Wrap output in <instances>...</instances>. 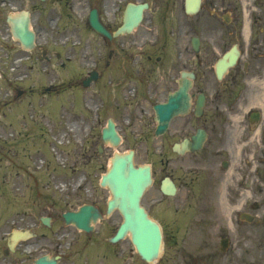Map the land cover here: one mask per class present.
<instances>
[{
  "label": "flooded vegetation",
  "instance_id": "1",
  "mask_svg": "<svg viewBox=\"0 0 264 264\" xmlns=\"http://www.w3.org/2000/svg\"><path fill=\"white\" fill-rule=\"evenodd\" d=\"M171 1L174 6L176 0ZM147 2L149 8L152 4L158 5V12H154L156 23L167 20L169 8L163 6V2ZM93 5L106 28L121 23L124 8L122 0L117 4L111 0H102L99 5L89 3L90 7ZM115 5L114 11H111ZM146 22V25L118 38L98 36L85 44L88 55L84 59L83 74L78 78L82 80L95 72L94 80L83 89L82 95L86 108L83 118L85 171L81 173L87 175L86 182L78 187L71 185L65 192L66 199L49 195L48 198H42L41 203L35 201L29 207V217L26 214L28 207L23 205L20 224L23 228L29 227L34 235L20 240L11 251L8 238L0 229V264H33L34 259L44 256L56 258V264H75L74 258L81 259L92 250L101 251L105 253L104 257L111 256V260L121 264L122 248L105 241L108 234L115 230L120 214L112 211L106 215L109 192L98 182H93L114 150L109 144H104L101 138L102 129L109 119L121 137L117 149H131L134 157L138 158L141 148V157L148 158L153 182L143 197V203L160 224L164 238L180 236L187 209L202 203L215 186L214 182L230 184L229 201L238 203L244 200V204H247L243 195L245 186L249 188L250 182L256 179L252 178L249 167H243L241 161L237 175L234 167L230 168L237 141L233 123L228 119L230 112L235 109L233 104L212 103L201 115L193 113L196 98L202 92V48L188 63L185 39L179 37L182 25L178 31H174L173 38L168 37L165 29L155 39L153 19L147 16ZM2 37L7 43L0 46V124L1 120L5 122L9 117V111L4 108L12 102L11 96H6L12 86V77L20 80L26 74L23 67L26 56L30 59V67L36 66L49 73L46 66L50 63L53 72H66L62 83L53 85L54 90L70 82V77H73L59 54L53 56L52 62L47 60L49 57L43 59L39 56L38 60L36 56L25 54L16 47L8 32ZM191 62L195 75L190 90V109L186 114L173 117L166 131L161 136H155L152 106L165 100L178 87L181 69ZM231 80H234V76ZM13 87L16 89L17 85ZM215 93L224 95V92ZM23 94L25 91L17 88L16 96L20 98ZM247 127L249 134V125ZM200 129L205 132V140L200 148L184 147L183 151L174 148L177 143L181 146L183 141L191 140ZM245 138L246 134L240 133L238 136V140ZM258 179L261 181L260 173ZM163 183L169 184L167 189L170 193L162 191ZM82 204L96 209L102 214V219L86 232L63 226L60 223L61 213ZM37 210L49 216L50 220L42 224V215ZM96 252L94 257L98 261Z\"/></svg>",
  "mask_w": 264,
  "mask_h": 264
},
{
  "label": "rangeland",
  "instance_id": "2",
  "mask_svg": "<svg viewBox=\"0 0 264 264\" xmlns=\"http://www.w3.org/2000/svg\"><path fill=\"white\" fill-rule=\"evenodd\" d=\"M73 1L75 2L74 7L73 9L71 8L69 14L66 7H63L62 4L60 6H52L48 0L45 3H41L38 0H0V24L4 23V17L7 13L20 8L30 9L32 27L38 35L39 42L47 41L45 44L49 54L51 50L58 47L60 39L61 41L65 37L69 38V41L80 39L79 48H74V51H76L74 58L77 61H81L78 58L84 56V50L80 47L83 46L84 40L93 34H89L84 26L83 19L86 15L84 0ZM177 6L178 12L176 15L171 12L168 16H176L178 19L184 20V33L188 45L189 38L194 34L200 37L203 44V89L211 92L213 88L220 87L221 83L215 79L213 72L214 62L222 52L229 48L231 43L238 40L243 43L245 50L241 61L243 62L246 59L245 52L249 51L253 55V68L247 72H243L240 68V80L237 79L236 81L235 92L238 89H242L239 101L246 104V106L251 101H254L256 102L255 108L259 109L262 107L258 103V98L264 92V0H202L199 11L192 16H187L181 9L182 7L179 4ZM224 14L229 19V22L223 21L222 16ZM48 16L54 17V20H45ZM236 16L238 22L234 19ZM247 22L248 24L250 23V28L246 37L242 28ZM167 28H172V24L170 23L168 26L167 23ZM0 39L4 40L3 38ZM65 50H68V48H65ZM229 72L231 71L229 70ZM30 75L32 76H30V79H26L25 84L48 85L49 83L50 75ZM59 77H62L61 74H59ZM225 79L226 76L224 77ZM44 103H46V106L43 111L39 108L33 109V111L35 115L42 112L46 118V120H40L41 123L37 128L39 134L42 133L44 137L43 143L42 140L40 142V153L44 154H40V158L45 157L48 159L46 168H43V181H46L51 172L49 164L54 159L52 160L46 154L45 139L53 141V133L55 134L53 136L65 135V137L72 133L78 134L79 128L75 124L74 128H69V126L64 125V122L54 121L55 117L50 112L53 109L52 98H45ZM33 105L34 107H40V104L37 103ZM57 127H60V129H57ZM235 129L241 130L240 127H235ZM249 135L250 143L248 145L245 144L242 148L241 162L242 166L245 167V164H243L244 158L246 163L248 162L249 172L252 173L251 170L255 164V159L252 158V155H255L260 142L253 141V135ZM60 150L63 155L62 162L66 165L67 148L63 147ZM76 150H78V147ZM247 157L250 162L247 161ZM61 170H64L62 173H67L66 168L57 167L56 174L61 173ZM234 170L237 175V171H240V163L235 164ZM65 176L68 177L67 174ZM12 177L15 179L16 184L20 181L14 175ZM261 189V191L252 190L250 193V195L252 194V200L255 198L259 203V209L254 212L257 215L256 222L247 225L246 228L245 226L236 227L234 232H230V245L225 252L219 250L220 237L218 231L227 228V217L216 203L212 206L210 205L209 209L207 205L203 204L201 206V220H204L202 228H193L194 232L191 234H188V230L184 231L182 238L177 239V250L175 251L170 248L171 243H166L167 246L161 251L159 262L154 264H264V185H261ZM94 252L96 251L92 250L89 255H84L83 260L80 259L78 263L84 264L83 261L88 259L87 264H116L111 260V256L109 258L107 256L104 257L105 253L101 251L96 252L99 259L96 261ZM138 260L139 264H147L141 259ZM131 262L132 259L127 255L121 261V264H130Z\"/></svg>",
  "mask_w": 264,
  "mask_h": 264
},
{
  "label": "water",
  "instance_id": "3",
  "mask_svg": "<svg viewBox=\"0 0 264 264\" xmlns=\"http://www.w3.org/2000/svg\"><path fill=\"white\" fill-rule=\"evenodd\" d=\"M199 0H186L185 10L188 13L195 12L198 8ZM140 6L129 5L126 11V23H133L138 20ZM91 25L98 31L104 29L97 21L96 14L93 12L89 18ZM11 30L14 37L18 38L24 47H31L34 37L33 32L29 29V19L27 12L9 19ZM195 44V38L192 39ZM235 61L234 51L226 53L216 63V73L218 77L228 65ZM189 81L184 80L183 85L166 103L155 106L156 118L159 123L157 131H162L170 117L187 107ZM181 100L179 103L178 101ZM109 135V132H106ZM106 133L104 135H106ZM111 133V132H110ZM150 182L149 169L147 166L134 167L131 163L130 156H120L112 160L110 170L103 175L102 183L107 184L113 192V200L110 206L115 204L123 214V222L119 228L118 237L126 231L131 234L132 242L135 244L140 256L145 260L154 258L160 245V234L158 226L151 221L138 201L146 186ZM75 219L77 216H72ZM68 219V218H67ZM78 221L79 218H78ZM76 221L77 224L79 222ZM84 224V223H83Z\"/></svg>",
  "mask_w": 264,
  "mask_h": 264
},
{
  "label": "bare ground",
  "instance_id": "4",
  "mask_svg": "<svg viewBox=\"0 0 264 264\" xmlns=\"http://www.w3.org/2000/svg\"><path fill=\"white\" fill-rule=\"evenodd\" d=\"M246 34H247V32H246ZM224 206H226V205H224Z\"/></svg>",
  "mask_w": 264,
  "mask_h": 264
}]
</instances>
